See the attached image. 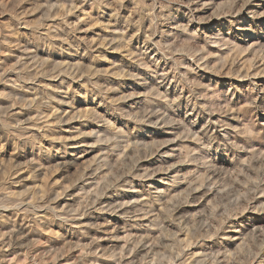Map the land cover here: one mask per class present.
I'll return each mask as SVG.
<instances>
[{
    "label": "rangeland",
    "instance_id": "obj_1",
    "mask_svg": "<svg viewBox=\"0 0 264 264\" xmlns=\"http://www.w3.org/2000/svg\"><path fill=\"white\" fill-rule=\"evenodd\" d=\"M0 264H264V0H0Z\"/></svg>",
    "mask_w": 264,
    "mask_h": 264
}]
</instances>
